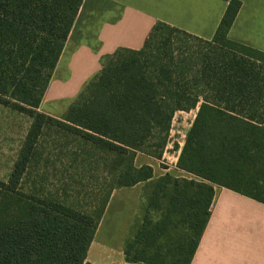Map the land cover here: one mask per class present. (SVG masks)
I'll list each match as a JSON object with an SVG mask.
<instances>
[{"label":"trees","instance_id":"16d2710c","mask_svg":"<svg viewBox=\"0 0 264 264\" xmlns=\"http://www.w3.org/2000/svg\"><path fill=\"white\" fill-rule=\"evenodd\" d=\"M85 0H0V105L32 119L0 181V264H85L115 189L145 183L124 244L131 264H191L216 186L264 203V52L229 39L242 7L228 2L211 40L157 22L140 50L121 48L61 118L40 107ZM196 110L177 168L154 179L179 112ZM114 156V187L91 212L24 182L45 130ZM178 146H175L177 149Z\"/></svg>","mask_w":264,"mask_h":264},{"label":"crops","instance_id":"0c3cea01","mask_svg":"<svg viewBox=\"0 0 264 264\" xmlns=\"http://www.w3.org/2000/svg\"><path fill=\"white\" fill-rule=\"evenodd\" d=\"M242 7L228 37L264 52V0H240ZM225 0H85L43 98L40 111L61 118L85 86L121 48L140 50L157 22L204 40L213 39L227 9ZM183 145L168 144L174 160L139 153L135 166H151L154 179L177 168ZM145 183L115 189L109 199L85 264H131L124 244L135 220ZM218 187V188H217ZM207 228L191 264H264V203L216 186Z\"/></svg>","mask_w":264,"mask_h":264},{"label":"rangeland","instance_id":"374dc122","mask_svg":"<svg viewBox=\"0 0 264 264\" xmlns=\"http://www.w3.org/2000/svg\"><path fill=\"white\" fill-rule=\"evenodd\" d=\"M196 113L193 110L176 114L169 144L184 146ZM31 122L29 116L0 105V181L8 180ZM173 157L169 151L161 160L162 168L167 167ZM113 159V154L83 144L58 128H47L33 166L25 177V192L38 190L41 195L59 198L68 206L91 212L114 187L110 172ZM141 203L145 206L147 202Z\"/></svg>","mask_w":264,"mask_h":264}]
</instances>
